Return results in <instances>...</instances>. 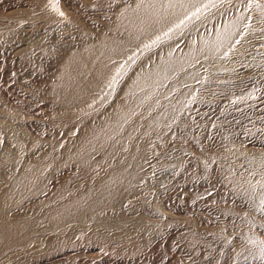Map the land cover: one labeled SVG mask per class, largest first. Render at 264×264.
I'll use <instances>...</instances> for the list:
<instances>
[{
  "label": "bare ground",
  "instance_id": "bare-ground-1",
  "mask_svg": "<svg viewBox=\"0 0 264 264\" xmlns=\"http://www.w3.org/2000/svg\"><path fill=\"white\" fill-rule=\"evenodd\" d=\"M27 1L23 0L22 3H26ZM30 1L31 0H29L28 2L29 4H31ZM58 1L59 0L56 1L57 4L59 3ZM77 1L78 0H76V3ZM85 1L86 0H84L83 2ZM108 1L109 0H106L107 3H109ZM260 1H262V3L264 4V0H117V2L119 3H116L117 5L115 6V8L113 7L114 11H111V13L109 11V13H106L104 11V14H109H105V20L103 19V17H101L102 20H104V23H102V21H99L101 20L99 18V15L102 13V11L97 16V18L93 17V19L91 17L93 16V13L90 12V14L92 15L90 16V19L87 18L88 22L91 19V22H94L96 19L97 23L99 22V24L96 25V28L93 29V26H91L92 30L90 29V27H86L88 24H84L86 26H83L81 25L83 22L81 24H79L80 22H72V19L77 16L75 14V11L73 14L74 17L72 19L70 18V15H66L69 20H65V22L63 21L64 19H60L61 21L58 20V18L63 16L60 15L58 17V14L53 17L54 19L57 18L58 22L51 21V16L53 14L51 15V12L48 11L49 9H46L47 5L49 4L48 1H44L48 2L45 5L46 8H43L44 4L43 6H40L38 4L41 2V0L38 3L35 2L38 4V8L37 4L34 3V5L32 2V5L30 6H35L36 10L33 11L30 7L31 11H29V9L28 12H25V9H23L21 10L23 11V13L19 12L16 15H11L12 18H9L11 21H7L8 19H4L6 15H4L5 13L3 14L0 10V12L3 14L2 16H4L3 18L0 17L1 40L4 39L5 41V39H8V37L9 39H12L14 35L16 37L18 35V31L20 33V30L23 33L21 36H23L24 34L25 36L27 34H33L31 36L33 37L35 33L39 32H36L37 29L39 30V28L37 27H40L41 25L43 26V28L42 26L40 27V29H43L42 33L44 32L42 35V38L44 39L42 40L38 39L36 34V40H30L31 38L28 39L27 36L26 38H18V40L17 38H15V40L12 39V41L9 42L13 43L14 41V47H18L17 45H25L24 50L21 49L22 47L20 48L21 50H23L21 52V56L24 59L28 60L32 64L33 68L35 67V60L39 59L40 57L43 58V56H46V58H48L49 56V60H47L50 64L47 66V69L43 68L47 70L48 78L46 79H48V81H46L48 82V85L46 90L45 87H43V90L41 87V90L43 91L42 93L46 92V94H44V97L47 96V98L49 99H47L48 103L49 101L51 102L49 103V105L47 103V105L50 106V112H47V108H45L43 113H49L47 114L49 115L47 118L49 120V123H51L50 127H48L51 128L50 130L47 127H44L47 130H44L45 136H33L34 132L38 131L34 129L35 131L31 132V136H28L24 141L19 142L18 147L14 146L8 150V152L10 153L8 157L3 158L0 156V264H9V262H11L12 260L17 259L16 257L18 256V254L20 255L19 251H26V254H28L27 252L33 253V251L35 252L36 249L44 248V246L52 247L56 243H60L62 239H72L75 236H82L88 230L98 231L100 234H98V232H95L94 234H97L99 236L102 235V237L107 236L108 239L109 236H112L113 239L115 238L119 241L131 234H133L134 239L139 233L144 236L148 233L153 232L154 229L157 228L158 223L159 225L161 224V222H156L157 224L155 223L156 217H154L155 221H153L147 220L141 215H136L135 213V215L130 214L131 216L133 215L131 218H127L126 215L127 213H129L131 207L133 205L135 206L141 195L143 196L142 193H144V191L149 189L151 190V187L152 189L154 188L153 186H151L154 178L151 181L150 177V174H152L155 170L152 165L155 166L156 164L158 166L160 159L165 156L162 151H167L168 153L167 145L169 144L167 143L169 142V140H166L167 144L164 143V145L160 144L162 142H159L158 140L160 138L161 141L163 137L165 138L166 136L168 138L169 135L171 136L175 134L177 138V133L173 134L172 132H174L175 129L179 128L178 125L180 124L177 125V128L176 124L181 122L180 118L182 116H180V114L184 115L189 111L186 110L189 108L188 105L192 102H190V100L192 99L194 101L197 98H195V93H197L198 91L200 92L203 89H197L196 91L195 88L198 87V85L204 83L206 84L208 81L210 82V79H217L215 75L219 76V74H217L219 72H226L228 73H225L226 75L231 76V74H233V69L231 70L229 65L224 66V64L222 63L226 60L229 61L230 59H232V56L235 55L234 59H232L233 64L236 62L235 57H244L243 59L246 60V64L244 63L245 60L242 61L240 59H237V61L239 62L235 63L237 65L239 64L238 67L240 66L242 71L249 68L251 69V67L248 68L249 64V66L252 65V67H254L251 75L249 74L251 70H247L249 71L248 73H246V71H243V73H245H242L243 75H240V78H238V81H236L237 83H235V81L233 82L235 83V85H243L245 83H248V91L244 89V87L246 88V86H241L244 90H246L244 91V95L246 92H249V94L247 93L248 95H250V92H255L253 90V86L255 83L253 84L252 82L257 80L256 83H258L259 81H261V78L264 80V78L261 77L263 76V73H261V69L264 68V12H261V14L263 13L262 15L260 14V11L263 9V4ZM61 2L62 3L60 4H63V1ZM72 2L69 1V4L71 5ZM92 2L94 3V1ZM92 2H90V5ZM28 3L27 5L25 4L27 7L29 6ZM66 3L67 0L64 3L67 7L68 4ZM88 3L86 5H88ZM102 3L103 2H101V4ZM113 3L110 4V6L115 5ZM24 4L23 8H25ZM103 4L104 5L101 6L100 3H98V6L100 5L101 8H104L103 6L106 7L107 4ZM260 4L262 6H260ZM65 5L60 6L62 9H66L64 7ZM70 5L69 8L77 6V4L73 6ZM108 5L107 7H109ZM95 6L97 9L98 6ZM259 6L261 9L260 11L257 10ZM82 7L86 8V6L84 5ZM88 8H90V6L86 9ZM76 9L81 10L78 9V6L75 8V10ZM110 10H112V8ZM255 10H257V12L259 11V13H257ZM70 11L71 13L73 12L72 9ZM62 12H64V10ZM69 12L65 13L69 14ZM96 12L99 13L98 11ZM96 12H94V15H97ZM81 14L82 17L84 16V20L83 18H79V16H77L78 20L82 19L81 21L86 22L85 17H89V15H87V12L86 15L83 13ZM258 14H260L261 16ZM62 21L64 24L61 23ZM75 23H78L79 25H76ZM100 23L101 26L99 28ZM39 24L41 25L37 26ZM35 28L37 29L35 30ZM56 31L60 32L59 35ZM39 33H41V31ZM39 38H41L40 35ZM45 39L47 40L44 41ZM19 40H22L24 44H21V41ZM248 41L255 42L256 48L254 50V53L252 51V53H248V50L247 53H245V46L248 44ZM249 46L251 47V43ZM243 47H245V52L241 51L243 50ZM52 50H56V53L53 56H51L54 53H52ZM47 60H45V63ZM47 64L43 66H46ZM233 64L231 66L232 68L235 65ZM225 65H227V63H225ZM237 65H235L236 68H238ZM37 69L34 68L33 70L37 71ZM38 71L40 73V70ZM237 71L238 70H236L235 73H237ZM235 73L234 76L237 77V74L235 75ZM41 74L39 75L42 76L43 74ZM239 74L240 69L238 75ZM30 75L32 74L30 73ZM219 77L220 79H222L221 76ZM38 78L40 77L37 76V79ZM41 78L43 79V76ZM38 81L40 80L38 79ZM46 81L44 80L45 84L47 83ZM228 81H224L223 83H227ZM212 83L214 84V82ZM208 84L209 83H207L206 85L208 86ZM230 84L231 82L228 84V86ZM262 84L264 85V82ZM41 85L42 84H38V86ZM256 85L257 84H255L256 89L260 88V86H257V88ZM232 86L234 89V85ZM36 88L38 90L40 89V87ZM223 90H225V87ZM229 90L230 89H228V91ZM226 91H223V93H225ZM198 95L199 94L197 93V96ZM232 95L234 97L229 99L232 100L234 98H237L234 100L240 101V98H238V96L241 94L239 92L233 93ZM244 95L240 97L244 98ZM202 97L203 96L198 97L200 98L199 101ZM205 98L206 95L204 99ZM205 100L202 99V102L200 101L198 103L202 104L203 101L204 103H206ZM207 101V103H210L209 100ZM214 101L215 100H213V102ZM213 102L211 101V104ZM219 102H222L221 104H223V101L220 100ZM228 103L229 102H227V104ZM44 105L47 106L45 103ZM199 105L197 104V109ZM206 105L202 104L201 106ZM209 105L210 104H208L207 106L208 108ZM190 108H192L191 105ZM194 109L195 107H193V110ZM212 109L214 110V108H211V110ZM193 112L195 113V110ZM193 112L192 114H194ZM190 113L189 115H191ZM40 117L42 118V120H47L43 118L44 116H42V114L38 118ZM32 118L37 120L36 116L35 118L34 116H32ZM184 118H186V120L188 119L186 116H184ZM192 118L193 117H191V119ZM27 120H29L30 123L32 119L29 117L25 121ZM37 122L40 123V121L38 120ZM42 123L43 122H41L40 124ZM44 123L43 125H46ZM49 123L47 121V126H49ZM184 123H182V125ZM187 123H189V125H191L190 127H192L193 123H190V121H188ZM25 124H28V122H25ZM202 124L203 123L198 125L195 123L194 125H198V128L195 126L192 130H194L195 128L199 129L200 125L202 126ZM214 124L215 123H213V125ZM216 125L218 124L216 123ZM33 126L30 129H32ZM36 126L37 124L35 125V127ZM215 126L214 131L216 130ZM190 127L189 130H191ZM217 127L220 126L218 125ZM44 128L42 126V129ZM206 128L210 129V127L208 126ZM42 129L39 132L40 134ZM183 129L181 130V132L179 130L178 133H182L183 135L185 132ZM186 129H188V127ZM219 129L221 128H218L217 132ZM12 130L13 129L10 125L5 126L3 129V131L7 133H12ZM194 131L198 135L199 131ZM204 133L205 131L202 134ZM213 134L215 135V133ZM208 135L209 134H207V136ZM191 136L193 135L191 134ZM210 136H212V131ZM187 137H189V135H187ZM187 137H184V139ZM194 139H189L188 141H186V139L184 143L192 140L195 145ZM200 139L204 138H199V141ZM182 140L183 139L181 138V142H183ZM178 141H180V139ZM158 142L161 146H165L166 144V150L164 149L161 151V146L158 144ZM196 143L199 142L196 141ZM171 144L174 145V143L172 142ZM197 145L200 148V144H196V146ZM169 149H171L172 152L173 150H175L174 147L170 148V146ZM170 153H168L165 157L170 158L168 157V155H171ZM183 153H178V157L179 155L181 156V154L183 157ZM190 154L191 153H189V155ZM192 155H194V152L192 153ZM236 156L238 157V155ZM178 157L175 158L178 160H172L173 157L172 159H170L172 161H178L179 163ZM186 157L184 158L187 159ZM246 158L252 159V156L246 155ZM246 158L243 157V159ZM191 159H193V156ZM195 159V161H199V159ZM206 159L207 157L204 160ZM204 160L202 161V164L203 166H206L207 163H205L204 165ZM163 161L166 160L163 159ZM167 161L170 162L169 160ZM190 161L191 160H189V162ZM215 161L218 163V165L214 170L217 169L220 163L219 171L221 172V175L225 174L227 176V180H229L228 178H230V181H232L231 183H234V192H238L240 194H237L239 195V198L241 196L239 201L243 199L241 201V204L246 200V203L248 204H246L247 207L251 205L255 206V208H258L256 209V214L261 211L264 215V175H258L254 179H247L244 176L241 177L237 173V171H235L234 166L230 164L227 156H223L220 162H218V160ZM168 162H166V165L173 164L172 162L168 164ZM200 162L201 160L199 161V163ZM212 162H214V159L212 160ZM185 164H183V166ZM193 164L194 163H192V165ZM211 164L209 166H211ZM214 165L215 164H213L211 168L215 167ZM169 166L167 168H169ZM186 166H189L188 168H190L191 165L189 164ZM206 167H201L202 169L199 168V172H201L202 170V172H208L210 170L209 172L212 171L213 174L216 173L213 172V170H211L210 168L208 170ZM193 168L194 167H192V169ZM169 170L171 171L172 169ZM181 170L182 169H180V172ZM183 170L186 169L183 168ZM189 171H191V169H189ZM195 171L197 172V170ZM154 173L156 172L154 171ZM172 173H174V171ZM182 173L184 172L182 171ZM217 173L219 172L217 171ZM262 174H264V172H262ZM177 175L179 176V174ZM211 175H209L208 177H210ZM180 177L183 179L185 178L181 175ZM180 177H178V181ZM197 178L201 177H196V179ZM225 178L222 180H225ZM216 179L219 178L217 177ZM216 179L214 181V184H216ZM201 180L202 182L205 181L204 179ZM210 180L212 181V179ZM222 180H219V182H221ZM195 182L194 184L196 185L197 182ZM189 184L192 183L190 182ZM222 184L223 183H221V185ZM202 185L204 186V184ZM223 185L225 187L226 185L227 187H229V184ZM212 187L215 191V187ZM225 187L223 188L226 189ZM196 188L197 187H195V189ZM205 189L207 190V188ZM233 190L231 189L232 192ZM162 191H164V188H162ZM208 191L212 192V190L209 189ZM208 191L204 192H206L207 194ZM223 191L226 192L227 189L226 191ZM152 192L153 191H151V193ZM232 195L233 194H231L230 196ZM229 197L228 199L230 200ZM143 198L141 197L140 200H142ZM145 199L146 198H144V200ZM229 200L227 202H229ZM231 201H234L233 198ZM142 203L140 204L142 205ZM136 205L138 206V204ZM135 207L132 208L134 209ZM142 207H140L139 209H142ZM247 207L245 209H247ZM251 209L252 208H250V211H253V209ZM144 211L145 209L143 210V212ZM147 212L149 213V211ZM147 212L145 211V213ZM240 212L235 213L240 214ZM247 212L244 217H246V215L249 218L254 216L247 214ZM152 213L153 212H151L150 215L153 216ZM238 214H235L234 216H238ZM164 215L165 213L162 216ZM231 215L233 216V213ZM180 216L181 215H179V218ZM165 217L166 216H164V218ZM164 218L162 217L160 219H162L163 221ZM259 218H257L256 216V220H258ZM158 219L159 218L157 217V220ZM169 219L170 218H168V220ZM243 219H241V221ZM250 219V221L253 220L252 218ZM166 220H164L166 222L165 224H167L168 222ZM235 220L236 219H234V221ZM255 221H253V223H255ZM185 222V225L188 224L187 221ZM236 222L238 223V221ZM238 225L237 227L242 226ZM161 226H163V224L160 225V227ZM165 226H163L164 229ZM169 227L170 226H168V228ZM260 227L262 226H259L258 224L259 229ZM188 229L190 230V228ZM232 229L235 230V228H231V230ZM262 229L264 231L263 227ZM181 230H183V228ZM187 230L185 229V231ZM237 231L239 233V231L241 232L242 230H238L237 228V230L233 232L236 233ZM245 231H243V233ZM254 232L256 233V231ZM90 233L92 232H89V234ZM235 233L233 234L235 235ZM255 233L254 236L252 235L253 237L260 236H255ZM247 234L245 236H247ZM91 235L92 234H90V236ZM149 235L144 237H148L149 239L152 236ZM237 235H242V239L243 237H245L240 233ZM262 235L264 236V234ZM144 237L143 239L145 240ZM153 237H155V235L151 238ZM106 238L104 237V239ZM148 239L145 240L148 241L146 242L147 244H149L151 241L150 239ZM235 239L240 240L241 237ZM261 239L263 238L261 237ZM226 240L228 241V239ZM118 241H116L115 244ZM133 241L134 240L132 239V242ZM141 241L142 240H140V243ZM152 241L154 242L155 240L152 239ZM234 241L233 243H235ZM137 242V246L140 245L139 249L141 247L143 248L139 241ZM230 243H232V241L228 243V246L230 245ZM61 244L63 243L61 242ZM128 244L129 246L131 244L134 245V243L130 244L127 242L126 245ZM251 244L254 243L252 242L248 245L250 246ZM116 245H118V243ZM120 245L122 246L123 244L121 243ZM126 245H123L122 247ZM143 245L145 246L146 244L144 243ZM233 245L235 246V244ZM262 245H264V240ZM230 247H232V245ZM258 252L259 251L255 250L254 254ZM248 253L250 254V256L253 255H251L250 251ZM15 254H17V256L13 259V256ZM133 254L134 256H136L134 252ZM257 257L259 256L257 255ZM243 259H241V261ZM251 259L253 258L251 257Z\"/></svg>",
  "mask_w": 264,
  "mask_h": 264
},
{
  "label": "rangeland",
  "instance_id": "rangeland-1",
  "mask_svg": "<svg viewBox=\"0 0 264 264\" xmlns=\"http://www.w3.org/2000/svg\"><path fill=\"white\" fill-rule=\"evenodd\" d=\"M22 1L23 0H0V10L3 14L5 13L4 15L7 16V17L2 16L3 14L0 12V14H1L0 17H2V18L4 17V19H8L7 21H11L9 19L10 17L12 18L11 15H16L19 12L23 13V11H21L23 9H25V12H28L29 9H30L29 11H31V8L33 11L36 10L35 6L32 7L30 5H32V2L34 4L35 2L38 3L40 0H38V1L34 0L35 2L33 0H31L30 1L31 4L28 3L29 0L28 1L26 0L27 1L26 3L25 2L22 3ZM42 1L43 2L44 1L49 2V4L47 5V8L45 5L48 2L43 3ZM56 1L57 0H41L42 5H41V2L38 3L40 6H43V4H44L43 8L45 7L46 9H49L48 11L51 12L50 14L51 15L53 14L51 16V21H57L58 22V20L64 19L63 21L65 22V20H69L67 18V16H69V15H70V18L72 19L74 17V15H73L74 11H75V14L77 16H79V18H83V20H84V16L82 17L81 13L86 15V12H87V15H89V17H87V16L85 17L87 23L85 21H81L82 19H79L80 20L79 21L78 17L76 15H75L76 17H74L72 19L73 20L72 22H74V21L80 22L79 24H81L83 22L81 24L83 26H86L87 24L90 25L93 23L90 26H88V25L86 26V27H90V29H91V26H93V29H94L97 27L96 25L99 24V22L97 23V21H96L97 19L95 20V18H97V16L101 13V11H102V13H101L102 16H101V14L99 15V18L101 20H99V18H98V20L102 21V23H104L105 16L109 15L106 13L108 11L110 13H111V11H114L113 9L117 5L116 3H119V2H117V0H114V1L109 0L108 1L109 3H107L106 0H101V1L92 0V1H94L95 5H97V6H98V3H100L101 6L104 5L103 3H105V5L109 4L108 5L109 7H107V5H106V7L103 6L106 9L101 8L100 5L96 9V6L94 5V3L91 0L90 1L86 0L87 2L86 1L83 2L84 0L83 1L81 0V2H80V0H78L77 3H76V0L75 1L74 0H67V3H66V4H68L67 7L64 4L66 2V0H59L58 4ZM61 1H63V4H60V3H62ZM69 1H71V2L74 1V2H72L70 5ZM118 1H122V0H118ZM90 2H92L91 5H90ZM96 2H98V3H96ZM101 2H103V3L101 4ZM260 2L262 3V1H260ZM24 3L26 5L28 3L29 6L27 7ZM37 3H35V4H37ZM78 3H79V5H78ZM80 3H81V5H80ZM87 3H88V5H86ZM112 3L115 5H111L112 6L111 7L110 4H112ZM23 4L25 5L24 6L25 8H23ZM38 4H37V8H38ZM76 4L78 6V9H81L82 12H81V10H77V9L75 10V8L77 6L69 8V5L73 6ZM92 4H93L95 9L93 8ZM60 5H65L64 7L66 9H64V8L62 9ZM83 5L86 6V8L90 6V8L86 9L85 7H82ZM21 6H22V8H21ZM79 6L82 8H80ZM260 6H262V5L260 4ZM260 6H259V8H257V10H259V11L261 10ZM110 7L112 8V10H110L111 9ZM54 8H56V9H54ZM67 9L69 11L72 9L73 12L71 13V11L69 12ZM83 9H84V12L86 11L85 13L83 12ZM102 9H104V10H102ZM63 10H64V12H62ZM257 10H255V11L257 12ZM263 10H264V4H263V9L260 11V14H261V12H264ZM96 11H98L99 13H97ZM104 11L106 12L105 13L106 15L104 14ZM259 11L257 13H259ZM65 12H69V14H67ZM88 12H89V14H88ZM90 12L93 13V16H91L92 14H90ZM94 12H96L97 15L96 14L94 15ZM260 14H258V15H260ZM55 15H57L58 17L60 15H63V16H61L57 20V18L56 19L53 18ZM64 15L65 16L67 15V16L65 17ZM71 15H73V16H71ZM90 16L92 17V19H93V17H95L94 20L96 22L95 21L91 22L92 19L89 20V22H88V19L91 18ZM101 17H103L104 20H102ZM63 21L61 22L62 24H64ZM66 22H68V21H66ZM75 24L79 25L78 23H75ZM84 24H86V25H84ZM94 24H95V27H94ZM40 25L41 24H39L37 26H40ZM100 26H101V23L99 25V28H100ZM40 27H37V28H39V30L37 28H35V30L37 29L36 32L41 31V33L38 32V33H35V35L37 34L36 35L37 38L42 40V39H44V38H42V35L44 32L42 33L43 26L41 29H40ZM56 32L59 35L60 32H58V31H56ZM22 34L23 33L20 30V33L18 31V35H17L19 37H17V36L15 37V35L13 36L14 38L12 36L11 37L14 40H15V38H17V40H18V38H21V37L26 38L28 36V39L31 38L30 40H32V39L36 40L35 35H34L35 37L33 36L34 38L31 37L33 34L32 35L27 34L26 36L24 34L23 36H21ZM39 35L41 38H39ZM8 39H9V37H8ZM8 39H5V41H4V39H2V40L0 39V156L3 158H6L10 155L8 150L11 147H14V146L18 147L19 142L24 141L26 139V137L31 136L32 135L31 132L35 131L34 129H36L38 131H35L33 136L44 137L45 131H47L44 127L48 128L51 125V123H49V120L47 118L49 116L47 114H49V113L45 112V114H43L45 108H47L46 109L47 112H50V108H49L50 106H48V105H49V103H51L50 101L48 103L49 99L47 98V96L44 97L45 96L44 94H46L45 90H46L47 85H48V82H47L48 79H46V78H48V74H47L46 69H47V66L50 64L48 62L49 56H48V58H46V56H43V58L40 57L39 59L36 58L37 59V60H35L36 62L33 61V62H35L34 68L35 69L38 68V69H37V71H34L32 64L28 60L24 59L21 56V52L24 50V46H25V45L24 46L21 45V44H24L22 42V40H19V41H21V44H20L21 46L17 45L18 47H14V41H13V43L12 42L10 43L9 41H12V39L11 38H10L11 40L10 39L8 40ZM46 40L47 39H45L44 41H46ZM250 43H251V47L249 46ZM6 45L8 46V48ZM48 45H50V44H48ZM10 47H11V49H10ZM245 47H246V49H245ZM245 47H243V50H241V51H244V49H245L246 50V52L244 51L245 53H247V50H248V53L251 51L254 53V50L256 48V44L254 41H251V42L248 41V44ZM247 47H248V49H247ZM20 48L23 50H21ZM249 49H253V50H249ZM52 53H53L52 55L50 53L51 56H53L56 53V50H54V51L52 50ZM245 53H244V55H245ZM234 56H232L231 58L234 59ZM243 58L244 57H242V58H239V57L236 58L235 57V59H236L235 61L239 62V61H237V59L244 61L245 59H243ZM232 59H230V60H232ZM45 60H47L46 63H45ZM230 60L229 61L226 60L227 62L224 61L225 63H227V65H225L224 62L222 64H224V66L229 65L231 70L233 69L232 70L233 74H231V76H233V77H231L230 75H226V74H228L226 72H222V73L219 72L217 74H219V76H221L224 81L229 80L231 82V84L234 85V89H233V86L231 84L228 86V84L230 83L229 81L227 83L226 82L223 83L224 81L222 79H220V77L218 75H215V77L217 79H214V80L210 79V82L209 81L207 82V83H209L208 86L206 85L207 83L201 84L202 87H201V85H198V87L195 88L196 91H197V89H199V90L202 88L203 89L200 92L199 91L197 92L199 94L198 96H197V93H195V98L196 97L197 98L196 99L194 98V99L197 101H195V100L193 101L192 99L190 100V102L192 101L193 103L191 102V104H189L188 106L190 108V105H191L192 108L189 109L187 107L188 109L186 111H188V110L189 111L186 112L187 114L185 112H184L185 113L184 115L180 114V116H182L180 118L181 122L176 124V128L178 126H179V128L181 126V128L180 129L177 128L174 130V132H172L173 134L177 133V138H176V134H175V135H171V136L169 135L168 138L166 136H165V138L162 136L164 140L162 139L160 141V138L158 140L159 142H162L160 144H163V145H164V143H166V140H169V142H167V143H169L168 145L170 146V148L174 147L175 150H173V152H172L171 149H169L168 145H167L168 148L166 147L167 143L165 144V146H161L158 142V144L161 146V147L159 146L161 151L164 150L166 147L168 150V153L171 152L170 154L172 155L173 159H172L171 155H168V157H170L172 160H174L175 158L178 157V155H177L178 153L179 154H180V152L183 153L185 147H186V149H185V152L183 153V157H182V154H181V156L179 155V157H178L179 163H178V161L177 162L172 161L170 158L165 157V156H167L168 153H167V151L166 152L162 151L165 154V156H163L160 159L158 166L156 164H155V166L152 165L153 168L155 169V170L154 169H152V170H154L156 173H154V171L152 173V171H151L152 174H150L151 181L154 178L153 179L154 182L152 181V185H151L154 188L152 189V187H151V190L149 189L150 192H149V190H146V191H144V193H142L143 196L145 194L146 197L144 196V198H146V199L144 200L143 196L141 195V197L143 199L140 200V198H141L140 197L138 199V201L136 202V204H138V206L140 205L139 207L136 204H135L136 207L134 205L132 206L135 208L138 207L137 208L138 210L135 208L133 209L131 207V209L129 210V213L126 214L127 218H131L133 215L131 216L130 214L135 213L136 215L137 214L141 215L142 217H144L147 220H153V221L156 220L155 223L161 222L160 225H162V224H163V226L167 225V226H165V229H164L163 226L160 227L159 223L158 224L156 223L157 228L154 229L153 232L144 235V236H148L149 234L152 236L155 235V237L151 238L152 237L151 236L149 238L151 240L149 244L146 243L148 241H145L146 239H148V237H144L143 235H141V233H139L137 235V237L140 236L139 238L135 237L136 240L133 238V234H131V235H128L125 238H123L124 240L122 239V240L118 241L115 238L113 239L112 236H109V239L107 236H104L105 238L107 237L106 239H104V237H102V235L99 236L97 234H94L95 232L97 233L98 231H89L88 230L82 236H75V237L72 236L73 237L72 239H70V238L66 239L65 238L68 242L65 239L64 240L62 239L64 242L61 240L60 243L55 244L56 246L55 245H53L52 247L51 246H44V248L36 249L35 252L33 251V253L27 252L28 254H26V251L25 252L19 251L21 257L19 254H18V256H17V254H15L13 256V259L16 256H17L16 257L17 259L12 260L11 262H9V264H180L181 262H182L181 264H184V263L185 264H238L239 262H240L239 264H242V263L243 264H264V245H262L263 240H264V236L262 235V234H264V231L262 229V227L264 228V221H263L264 215L262 214L261 211L260 212L262 215L260 214V212H258V214H256L257 213L256 209H258V208H255V206L251 205V206L247 207L248 204L246 203V200L243 201L241 204V201L243 199H241L239 201L241 196L239 198L240 194L238 192H236V193L234 192L235 191V190H233V188H234L233 184L234 183L233 184L231 183L232 181H230V178H228L229 180H227V176L225 174H224L225 176L223 174L221 175V172L219 171L220 170L219 169L220 163H219V166L217 167L218 170L216 169L219 173H217V171L214 170L216 168V166L218 165V163L215 160H218V162H220V160L223 158V156L224 157L227 156L228 161L230 162V164L232 166H234L235 171H237V173L241 177L244 176L247 179H254L258 175H264V174H262V172H264V85L262 84L264 82V80L261 78L260 79L261 81L258 82L259 84L256 83L257 80L252 82L253 84L254 83L257 84L256 87L260 86V88L257 87L260 90L256 89L255 84H254L253 90L255 92L254 93L250 92V95H248L249 92H246L244 95V91H246L249 87V86H247L248 83L243 84L244 86H246V88L242 84L241 85H235V83H237L236 81H238V78H240V75H243L245 73V72L243 73V71H246V73H248L251 70V72H249V74L251 75L253 72L252 70H254L253 69L254 67H252V65L249 66L250 64L249 65L247 64L248 68L251 67V69L249 68V69L242 71L240 66L238 67L239 64L238 65L235 64L236 62L234 61L235 62L234 64L237 65V67H238V68H236V66L233 64V60L232 61H230ZM245 62H246V60L244 61V63ZM45 64H47V65L43 66ZM232 64L234 65L233 68L231 67ZM43 68H46V69H43ZM239 69H240V74L238 75ZM38 70H40V73ZM41 70H42L43 75L41 74ZM236 70H238L237 73H235ZM247 70H249V71H247ZM263 70H264V68L261 69V73H263V76H261V77L264 78ZM30 73L34 76L36 75L35 76L36 79L34 76L30 75ZM38 73L43 76V79L41 78L42 76H40ZM234 73H235V75L237 74V77L234 76ZM37 76L41 78V79L38 78L40 81H38ZM44 76H45V78H44ZM229 76H230V78H229ZM218 79H220L221 81ZM41 80L43 83L41 82ZM44 80L45 81L47 80L46 84L44 83ZM234 81H235V83H233ZM239 81H240V79H239ZM212 82H214V84ZM221 83H223V84H221ZM38 84H42V85L38 86ZM221 85L225 87V90H223L224 87H222ZM241 86L244 87V89H246V90H244ZM36 87H40V89L38 90ZM41 87H42V90L44 89L43 87H45V90H44L45 93H42L43 91L41 90ZM221 87H222V89H221ZM204 88L206 89V91ZM228 89H230L229 90L230 92L228 91ZM255 89L258 91H256ZM241 90H242L243 94L241 93ZM223 91H226V92L223 93ZM235 91L239 92L241 94L238 96V98H240V101L234 100L237 98H234L232 100L229 99V98L234 97L232 94L236 93ZM200 94H202V95H200ZM227 94H229V95H227ZM230 94H231V96H230ZM251 94H253V95H251ZM205 95H206V98H208V99L205 98L206 100L204 99ZM243 95L245 96L244 98L240 97ZM199 96H203L200 100L201 102L203 99V100H205L206 103L208 102L207 100H209L210 103H207V105H206V103H204V101H203L202 104L206 105V106H201L202 104L198 103V102H200L199 101L200 98H198ZM246 96H248V97H246ZM213 100H215V101L213 102ZM216 100L223 101V104H221L222 102H219ZM211 101L213 102L212 104H211ZM232 101H234V102H232ZM190 102H188V103H190ZM194 102H195V105H194ZM227 102H229V103L227 104ZM44 103L46 105L48 103V105H47L48 107L45 106ZM197 104L198 105L200 104L198 109L196 108ZM208 104H210L209 108L207 107ZM193 107H195V109H194L195 113L193 112L194 111ZM210 107L214 108V110L213 109L211 110ZM191 109H192V112L194 114H192ZM209 110H211V111H209ZM189 113L191 115H194V116L189 115ZM41 114H42V116H44L43 118L47 119V120H42L41 117H40L41 119L38 118ZM32 116H34V118L36 116L37 120L40 121V123L41 122L44 123V121H45L44 124H46V125H43V123L42 124L38 123L37 120L32 118ZM184 116H186L188 119L186 120V118H184ZM29 117L32 119L30 121V123H29L30 119L25 121ZM191 117H193L192 118L193 120L191 119ZM189 118H190V120H189ZM183 120L186 123H184ZM47 121L49 123V126H47ZM188 121H190V123H193L192 127H190L191 125H189V123H187ZM25 122H28V124H25ZM212 122L215 124L213 125ZM182 123H184V124L182 125ZM195 123L198 125L203 123L202 126L200 125V127L202 129L200 127H199V129H197L198 125H194ZM209 123H210V125H209ZM216 123L220 127H217L218 125H216ZM34 124L35 125L37 124V126L39 128L37 126L35 127ZM178 124H180V125H178ZM7 125H10L12 127V129H13L12 133H7V132L3 131L4 127ZM32 126H33V128H32L33 130L30 129ZM42 126L44 129H42ZM186 126L188 127V129H186L187 128ZM195 126L197 128H195L194 130L199 131L198 135H197V133H195L194 130H192ZM207 126L210 127V129L206 128ZM214 126L216 128V130H215L216 132H217L218 128H221L218 130L217 135H216V132L214 131ZM182 127L183 128L186 127V128L183 129ZM189 127L191 128V130H189ZM41 129L43 132L41 131V134H40L39 132ZM48 129L50 130L51 128H48ZM182 129L185 131V132L182 131V132H184L185 135L184 134L182 135V133H178L179 130L181 132ZM211 129H213V130H211ZM30 130H32V131H30ZM203 130L205 131V133L209 134L208 136L210 138L207 136V134H205V133L202 134L204 132ZM210 130L212 131V136L214 138L212 136H210L211 135ZM206 131H208L209 133ZM187 132L188 133L190 132V133L188 134ZM186 133H187V135H189V137H192V138L187 137ZM213 133H215V135ZM42 134H43V136H42ZM178 134H181V135H178ZM191 134L194 137L191 136ZM178 136H181V137H178ZM197 136H198V138H197ZM184 137H187V138L184 139ZM178 138L180 139V141H178L179 140ZM181 138L183 139L182 140L183 142H181ZM188 138L189 139L195 138L194 139L195 145H194L192 140H190L191 142L189 141V142L184 143V141L186 139H187L186 141L189 140ZM199 138H204V139H200V141H199ZM206 138H209V139H206ZM173 140H175V141H173ZM195 140L199 143H196ZM176 141L179 143H177ZM171 142L174 143V145L171 144ZM190 143H191V146H190ZM184 144H186V145H184ZM187 144H188V146H187ZM196 144H200V148L198 145H197L198 146L197 147ZM193 145H194V147H193ZM177 149H179L181 151H179ZM187 150L189 151V153H191L190 155H189ZM193 152H194V155H192ZM174 153H175V155H174ZM236 155H238V157ZM246 155L252 156V159H247ZM190 156H191V158L193 156V159H191ZM184 157H186L187 159H185ZM206 157H207L208 161H210V162H208L207 159L204 160ZM243 157H245L246 159H243ZM195 158L199 159V161L201 160V162L199 163L198 160H197L198 162L195 161L196 160ZM236 158H238V159H236ZM163 159L166 161H163ZM213 159H214V162H212ZM241 159H242V161H241ZM161 160L163 163L161 162ZM167 160H169L170 162H168ZM175 160H178V159H175ZM187 160H188V162H187ZM189 160H191L190 161L191 163L189 162ZM203 160H204V162H203L204 165H205V163H207V165H206L207 167L203 166V164H202ZM185 161H186V164H185ZM166 162H168V164L172 162L174 164V165L172 164L173 167L176 165L175 166L176 168L175 167L173 168L171 164H169L171 166L166 165L167 164ZM211 162H212V164H211ZM192 163H194V164L192 165ZM183 164H185V165L183 166ZM189 164L194 168L192 169L191 166H190V168H188L189 166L187 167L186 165H189ZM201 164H202V166H201ZM210 164H211V166H213V164H215L214 165L215 167H212L213 168L212 169L211 166H209ZM168 166H169V168H167ZM177 167L179 168V172H178ZM201 167H203V168L206 167L208 170L210 168L211 170H213V172H216V173H214L215 174L214 175L212 173V171L209 172L210 170L208 172H206V171L202 172L203 170L201 172H199L200 169H202ZM183 168L186 170H183ZM169 169H172V170L170 171ZM180 169H182L181 172H180ZM189 169H191V171H189ZM194 169L197 170V172ZM173 171H174V173H172ZM182 171L184 173H182ZM185 171H187V172H185ZM191 172H192V174L194 173L195 175L194 174L192 175ZM185 173L187 174V176ZM200 173H201V175H200ZM202 173L204 175L206 173L205 176H207V177L211 174L212 175L207 178ZM177 174H179V176ZM180 175L182 177H185V178L184 179L181 178ZM218 175H220V176H218ZM193 176L201 177V178H197L199 180V182L196 179V177H193ZM215 176H216V178L218 177L219 179H216ZM178 177L181 178V179L179 178V181H178ZM202 177H204V178H202ZM220 177H223V178H220ZM209 178L212 179V181ZM224 178H225V180H222ZM201 179H204L205 181L202 182ZM215 179H216V182H215L216 184H214ZM219 180H222V181L219 182ZM189 181L192 184H189L190 183ZM223 181L224 182L227 181V182L224 183ZM194 182L196 183V185L194 184ZM208 182H210L211 184ZM228 182H230L233 186ZM221 183L229 184V187H227V185L225 187L223 184L221 185ZM187 184H188V186H187ZM202 184H204L205 187ZM198 185H200V186H198ZM202 186L204 187V189L207 188V190L206 189L204 190ZM206 186H208V187H206ZM212 186L215 187L214 188L215 191L213 190ZM217 186L219 189L217 188ZM195 187H197L199 190L203 189L204 191H208V189L212 190L213 194L211 191H208L211 193L207 192V194H206V192H204L203 190L199 191L197 188L195 189ZM223 187H225L227 189V191ZM162 188H164V191H162ZM229 188H230V190H229ZM222 189L225 190L227 193L224 192ZM231 189L233 190V192L231 191ZM151 191H153V192L151 193ZM231 194H233V195L230 196ZM237 194H239V195H237ZM234 196H235V198H234ZM228 197L230 198V200L228 199ZM232 198L234 200L233 202L231 201ZM131 199H132V197H131ZM228 200H229V202H227ZM237 201L240 203H238ZM230 202H232V203H230ZM140 203H142V205ZM217 204H218V206H217ZM244 205H245V207H244ZM140 207H142V209H139ZM211 207H213V208H211ZM246 207H247V209H245ZM249 207L252 209L255 208V209H253L254 212L250 211ZM144 209L146 212L149 211V213L147 212L148 213L147 214V213H145V211L143 212ZM150 210H153V211H150ZM240 210H241V212H240ZM247 210L249 213L247 212ZM130 211H132V212H130ZM136 211H137V213H136ZM151 212H153L152 213L153 216L150 215ZM155 212H159V213H155ZM235 212H238V213L240 212V214L235 213ZM246 212H247V214H249L251 216L252 215L255 216V217L254 216L250 217L253 219L252 221H250L251 219L249 217H247V215H246V217H244ZM164 213H165L164 216H166L165 218H164V216H162ZM166 213H167V215H166ZM232 213H233V216L231 215ZM235 214H238V216L240 215L239 218H238V216H234ZM129 215H130V217H129ZM168 215L169 216L176 215V216L169 217ZM179 215H181L180 218H182L183 220L185 219V220L183 221L182 219H180ZM242 216H243V218L247 219L248 221L243 219ZM256 216H257V218H259L261 216L260 217L261 219L259 218L258 220H256ZM154 217H156L155 220H154ZM157 217L159 218L158 220H160V221L157 220ZM162 217L164 218L163 221H162V219H160ZM235 217H237V218H235ZM168 218H170L171 220L169 219L170 220L169 221ZM232 218H233V221H232ZM234 219H236V220L234 221ZM241 219H243V220L241 221ZM164 220L168 221L167 224H165L166 222ZM185 221H187L188 224L185 225V223H186ZM236 221H238L239 225L240 226L242 225L243 227L242 226L237 227L238 223ZM253 221H255V223H253ZM258 221H260L261 223ZM258 224H259V226H262V227H260V229L258 228ZM260 224H262V225H260ZM168 226H170V227L168 228ZM178 226H181L183 228V230H181L182 228L178 227ZM185 226H188V227H185ZM232 226H234V227H232ZM236 227L238 228V230H240V229L242 230L241 232L239 231L240 234H243L245 236L248 233L247 236L243 237L244 240L242 239V235H237V234H239L238 231L236 232L237 234L235 232H233V231L237 230ZM179 228H180V230H179ZM184 228L186 230L188 228H190V230L188 229L187 231H185ZM231 228H235V230L234 229L231 230ZM244 228L246 231L244 230ZM159 229H161V230H159ZM257 230L258 231L261 230V231L258 232ZM243 231H245V232L243 233ZM254 231H256L257 234ZM89 232H92L90 234H92V235L94 234V235L90 236ZM231 232H232V234L235 233V235L233 234L235 237L231 234ZM253 232L255 233V236L256 235H258V236L260 235V236L259 237H253L254 236ZM157 233L160 235H158ZM98 234H100V233L98 232ZM142 236L145 238V240L143 239ZM240 237H241V239L239 240L238 238H240ZM261 237L263 239H261ZM101 238H102V240H101ZM230 238L231 239L233 238V239L231 240ZM235 238H237L238 240H236ZM132 239L134 240L133 242H132ZM137 239H139V240H137ZM152 239L155 241L153 242ZM226 239H228V241ZM140 240H142L141 243H140ZM234 240H236V241H234ZM255 240H258V241H255ZM116 241H118L117 242L118 245H116L117 243L115 244ZM137 241H139V243L143 246V248L141 247L142 249L141 248L139 249V246H140L139 244H138L139 246H137V243H138ZM231 241H232V243H230V245L228 246V243ZM233 241L235 243H233ZM61 242L63 244H61ZM119 242H120V244L122 243L123 245H126L127 242L130 244L134 243V245L131 244L129 246V244H128V245L122 247L123 245L121 246L119 244ZM142 242H143V244L145 243L146 245L144 246L142 244ZM252 242L254 244H251L249 246L248 244L252 243ZM255 242H256V244H255ZM233 244H235V246ZM231 245H232V247H230ZM85 246L87 247V250H86ZM91 246H93V247H91ZM255 246H256V248H255ZM258 248H259V250H258ZM136 250H138V251H136ZM255 250L259 251L260 253L258 252L256 254H254ZM249 251L251 252V255L253 254L254 257L256 255V257L254 258L253 255L250 256V254L248 253ZM252 251H253V253H252ZM133 252L135 253L136 256H134ZM21 253H25V254H21ZM29 253H31V254H29ZM137 253H139V254H137ZM32 254H34V255H32ZM244 254L246 257L244 256ZM25 255H27V256H25ZM257 255L259 257H257ZM251 257L253 259H251ZM240 258L243 259L242 260L243 262L241 261ZM239 259H240V261H239Z\"/></svg>",
  "mask_w": 264,
  "mask_h": 264
}]
</instances>
